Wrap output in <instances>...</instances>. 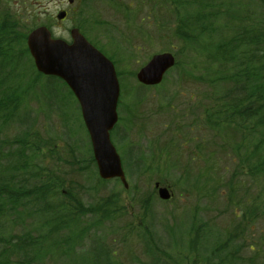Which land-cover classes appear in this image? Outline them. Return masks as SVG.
I'll list each match as a JSON object with an SVG mask.
<instances>
[{
	"label": "trees",
	"instance_id": "1",
	"mask_svg": "<svg viewBox=\"0 0 264 264\" xmlns=\"http://www.w3.org/2000/svg\"><path fill=\"white\" fill-rule=\"evenodd\" d=\"M78 2L87 11L94 4L105 3L127 20L137 17L141 11L147 13L143 17L142 34L153 38L150 31H154L156 38L162 37L163 41L170 38L174 45L180 46L178 50L166 49L176 50L177 63L171 71L177 69L185 77L179 75L178 82L189 79L188 72L191 77L194 72H200L198 62L207 59L204 70L208 78L205 80L200 75L196 80L210 87L211 101L190 112V125L186 126L200 132L201 140L194 135L186 142L178 141L179 127L175 121L179 125V116L174 109L175 117L170 119L174 130L167 128L168 140L151 143L155 147L150 151L138 150V158L141 157L137 163L133 155L124 156L129 170L142 168L143 174L153 171L148 165L159 157L160 162L169 165L164 167V177L184 185L186 194L182 193V197L197 193L200 202L192 212V222L163 219L162 228L174 243L166 250L158 245V236L148 223L149 210L154 218L153 195L143 197V252L150 259L143 264H264V0ZM24 11L28 12L2 10L0 2V264H118L116 250L111 251L108 246L112 231L107 229V222L116 220L118 211L114 209L121 196L112 193L86 207L82 203L84 188L78 180L88 167L91 171L95 165L91 152L84 164H77L75 158L69 161L73 165L71 171L77 174L74 180L43 172L45 168L35 163L42 160V147L48 145L31 142L32 138L39 139L32 132L36 125L33 115L18 112L24 102L28 106L27 99L21 96L32 88L31 85L21 87V77L16 71L20 68L24 72L25 68L26 74L22 76H26L31 69L37 78L44 76L36 71L26 42L28 34L40 26L37 14L33 10ZM80 16L82 20L77 26L83 30L91 21L83 18V12ZM93 25L103 29L108 23L94 21ZM114 41L118 42L117 45L112 42L115 54L101 51L118 68L125 55L133 58L129 52L132 46L125 48L118 40ZM118 77L125 82V74L118 71ZM48 78L66 87L79 111L76 99L64 82ZM15 81L19 85L16 89L12 86ZM176 98L177 93L172 92L167 104L172 107ZM183 119L182 116V124ZM81 123L84 127L82 120ZM13 125L23 130L12 140L7 139L4 130L9 132ZM125 132L118 133L120 145L126 142ZM80 143L89 152L88 144ZM189 144L195 147L189 149L188 165L195 162L198 172L193 176L194 170L185 167L180 176ZM50 149L57 151L53 146ZM50 157L62 161L60 154H50ZM142 163L146 167L144 171ZM228 165L232 171L227 170ZM94 168L97 181L108 186L109 182L100 180ZM59 170L58 175L69 173ZM222 191H226L225 208L233 209L228 215H234V221L225 231L210 226V220L202 214L214 206ZM237 194L247 197L239 199ZM246 233L254 236L248 245L243 238ZM243 249L249 250L242 252Z\"/></svg>",
	"mask_w": 264,
	"mask_h": 264
},
{
	"label": "rangeland",
	"instance_id": "2",
	"mask_svg": "<svg viewBox=\"0 0 264 264\" xmlns=\"http://www.w3.org/2000/svg\"><path fill=\"white\" fill-rule=\"evenodd\" d=\"M125 1L127 2L129 0ZM0 2L2 10L19 11V13L21 12L22 14L28 12H25V9L35 11L37 14V22L40 26H47V28L53 30L58 38L67 41H70L69 31L74 26L77 27L79 21L82 20L80 15L83 12V18L91 21L87 27H85L86 24L84 26L86 39L103 48L101 50H104L108 55L115 54L116 52L111 48V46L113 47L112 42H115V45L118 43L114 40H118L125 48L132 46V50L130 47L129 52L133 58H128V56L125 55L123 62L117 68V71L125 74V77H123L125 82L122 83L123 86L121 85L122 88L124 87V96L121 92V105H123V108L119 115L120 119L122 118L119 124L121 125L120 132L123 134L126 130L124 134L126 139L125 144L119 145L116 143V132L112 135L114 145L124 161L125 154H129L133 155L134 162L137 163L138 159L141 157L138 158V150L142 152L143 150L150 151L155 147L153 144L168 140L170 135L168 134L167 128H172V130H174L172 122H170V119L175 117L174 109L176 110V116H179V125L178 120L175 121L177 127H179L178 141L186 142L189 140V137L194 135H198V141L201 140L200 132L192 130L193 127L187 128L186 126L190 125V112L197 110L199 106L203 104L206 105L211 101V99H209L212 96L210 87L196 80L200 75H202L205 80L208 78V72L204 70L205 66H207L205 61L207 59H202L198 62L200 72H194L192 77L191 73L188 72L187 78L189 79L178 82L179 75L183 76V73L175 69L166 77L167 81L161 88L144 89L143 87L145 86L140 87L141 85H139L136 79L138 70L154 55L165 52L174 54V51L178 50L180 47L174 45L173 43L175 42L172 41L168 35L166 37L169 39L163 41L162 37H155L154 31H150V33L153 34V38L142 34L143 17L146 16L147 13L141 11L137 17L127 20L123 15L116 14L115 10L105 3L94 4L92 8L87 11L78 0H73L71 5L68 4V0H0ZM63 10L68 12V18L64 23L57 19V15ZM26 16H29V14ZM94 21L101 23L102 21L107 22L108 25L106 28L100 29L98 26L94 27ZM121 22H123V24H121ZM145 34H147L146 31ZM170 47L176 48V50H166ZM174 55L176 56V54ZM27 65H30L28 61ZM16 72L17 75L21 77V87L25 88V86L31 85L32 88L26 92L25 95L21 96L27 99L29 107L27 104L25 105L24 101H21L24 103L21 104V108L19 107L18 109V112H30L35 120L36 125L32 129V132L33 134L37 133L39 139L35 138L33 140L32 138L31 142L37 144L42 143V146L45 144L48 145V147H42V157H40L42 160H35V163H38L39 168H45L43 172L55 173L60 178L74 180L73 176L77 174L71 171L73 165L70 164L69 161H73L75 158L77 164H79V162L84 164L83 161L89 158L90 152L93 155L92 149L90 150V139L82 126V119L80 111L77 109L76 102L73 97L68 94L66 87L60 82L49 79L48 77L37 78L31 69L28 70L26 76H22L24 73L26 74L25 68L24 72L20 68L17 69ZM36 78L38 79L37 82H33V79ZM17 81L12 83L15 89L19 86L17 85ZM172 92L177 93V98L171 107V105L167 104V98L171 96ZM187 114L188 116L185 118ZM182 116L184 117L183 123L186 125L181 122ZM64 121L66 122V126ZM22 130L23 128L18 129L13 125L9 132L4 130V135L7 139L12 140L14 136ZM190 130L192 132H190ZM206 138H208V135ZM122 140L124 141V139ZM81 141L88 144L89 152L87 148L83 147L82 143H80ZM204 142L209 143L207 140ZM51 146L55 147L57 151H51ZM194 147L195 144H193V147H190V144L186 146L187 150L185 151H188V154L183 159V165H181L183 168L179 170L180 176L183 175L185 167L194 170L192 173L193 176L198 172L196 170L198 166L195 162L193 163L192 161L188 165L190 161L189 157L191 156L189 149ZM49 153L54 155L60 154L62 161L53 159V157H50ZM128 157L129 156H127V158ZM159 159V157H156L152 163H149L148 166L153 167L152 172L149 170L143 174L142 168L136 171H134L136 169L134 168V172H132L131 169L130 171L128 170V181L132 187L130 191L123 190L122 186H119L115 181L110 182L108 186L100 184L94 176V167H96V165H93L94 167L91 171L88 167L78 180L84 188V200L82 203L85 207L86 205L94 203L96 199L101 197H109L113 194H119L121 196L120 203L114 209V211H118L116 220L114 222H107V229L112 231L110 236L112 239H109L108 246L111 251H117L118 255L116 254V259L118 260L117 263L119 262L118 264H143V262L150 261V259L147 260L148 255L143 252V248L145 250L142 239V229L145 226L143 225V215L145 214L142 202L143 197H149L150 194L153 195L154 202L152 206L154 218L151 217L149 210V217L147 216L148 223L152 224L153 231L158 236V245L161 244L160 247L166 250H170L174 246V243L169 233L162 228L163 219L167 217L169 222L173 219H175L176 222L179 220L185 223L192 222V212L197 208V203H200L197 200V193H195L194 196L193 194L186 195L187 198L182 197L184 193L186 194L184 185L164 177V167H169V165H167L166 162H160ZM69 164L72 166H69ZM137 166H139V164H137ZM230 167L231 166L228 165L227 170L232 171ZM59 169L62 171L67 170L69 172L68 175H58V172H61ZM145 169L146 167L143 164V171ZM157 185H159L157 187L158 190L164 188L174 195L171 202H165L159 198L158 192L155 189ZM225 195L226 191H222L219 194L217 202L213 203L214 206L209 207V210L205 209V212L202 213L210 220V226H215L219 230L224 231L234 221V215H228L229 211H233V209L225 208V203L227 202V199H224ZM237 196L239 199H246L247 197H240L239 194H237ZM126 230L129 231V234H127ZM211 232L219 238L216 232L213 230ZM139 235L142 237H139ZM243 238L247 241L245 245H248L249 240H252L254 236L252 233H246V235H243ZM248 250L249 249H243L242 252ZM191 264H193V262H191Z\"/></svg>",
	"mask_w": 264,
	"mask_h": 264
},
{
	"label": "water",
	"instance_id": "3",
	"mask_svg": "<svg viewBox=\"0 0 264 264\" xmlns=\"http://www.w3.org/2000/svg\"><path fill=\"white\" fill-rule=\"evenodd\" d=\"M65 17V12L58 15L59 20ZM71 37L72 43L68 44L53 39L46 27H40L29 34L27 45L36 70L45 76L62 79L78 100L100 178H119L128 188L121 158L110 136L118 121L120 96L115 67L78 29L71 31ZM175 63L171 53L156 55L139 71L137 79L144 86H157ZM159 197L169 200L170 193L162 188Z\"/></svg>",
	"mask_w": 264,
	"mask_h": 264
}]
</instances>
